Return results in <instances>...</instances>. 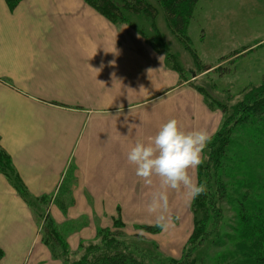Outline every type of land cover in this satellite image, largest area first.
I'll use <instances>...</instances> for the list:
<instances>
[{"label":"crops","instance_id":"0c3cea01","mask_svg":"<svg viewBox=\"0 0 264 264\" xmlns=\"http://www.w3.org/2000/svg\"><path fill=\"white\" fill-rule=\"evenodd\" d=\"M75 2L28 0L12 13L0 0L1 147L26 190L20 194L0 173V264H63L42 241L45 215L72 251H79L112 226L119 211L128 222H144L145 207L168 204L159 193L175 199L170 192L182 188L163 189L155 175L145 183L127 160L136 142L147 143L156 134L153 126L161 120L145 113L176 87L175 74L161 61L163 78L148 85V72L162 69L148 67L147 52L116 55L112 39L100 44L113 26L84 0L80 6ZM36 5L37 12L54 9V16L78 23L75 36L37 39L30 24ZM157 59L150 55L153 64ZM195 172L189 169L196 181ZM31 200L45 209L42 217Z\"/></svg>","mask_w":264,"mask_h":264},{"label":"rangeland","instance_id":"374dc122","mask_svg":"<svg viewBox=\"0 0 264 264\" xmlns=\"http://www.w3.org/2000/svg\"><path fill=\"white\" fill-rule=\"evenodd\" d=\"M75 1L74 5L83 4V0ZM115 1L126 21H110L84 0L113 26L99 43L112 39L116 55L147 52L148 67L163 71L148 72V85L163 78L164 67L175 74L176 87L145 116L161 120V125L174 118L182 131H207L210 139L195 172L205 191L192 199L181 185L170 192L175 199L163 200L167 205L145 207L146 221L141 223L124 220L119 211L113 225L101 229L99 238L84 243L79 251H72L66 239L65 248L62 238L52 243L45 237L46 216L50 215L42 217L45 209L31 200L34 211L39 210L35 214L42 217V241L49 242L44 243L63 264L58 251L64 250L65 264L85 256L92 260L114 255H126L138 264H253L252 259L264 256V251L256 239L259 236L243 231L247 218L257 215V205L264 204V121L243 113L242 104L264 89V0H197L186 11L181 32L169 23L159 0H145L155 8L154 15L132 14L123 9L121 0ZM54 4H59L58 0ZM38 9L36 5L30 10L37 39L60 41L75 36L78 23L74 20L67 15L54 16V9L49 13ZM100 47L107 49L105 44ZM151 54L158 58L154 64ZM166 82L164 79V91L169 88ZM160 126L153 128L158 131ZM57 233L60 235L59 229ZM53 234L56 237L54 230Z\"/></svg>","mask_w":264,"mask_h":264},{"label":"trees","instance_id":"16d2710c","mask_svg":"<svg viewBox=\"0 0 264 264\" xmlns=\"http://www.w3.org/2000/svg\"><path fill=\"white\" fill-rule=\"evenodd\" d=\"M9 9L14 11L23 0H5ZM89 4L93 5L102 15L107 17L110 21H126V17L122 13V9L118 7L116 1L114 0H86ZM124 5V10L129 11L132 14H141V12L155 14V8L147 4L145 0H121ZM165 6V11L169 23L175 27V29L181 32L185 25V13L189 11V8L192 4L196 3L197 0H159ZM242 112L246 113L247 116L252 115L254 117L259 116L263 118L264 121V89H259L250 95L242 104ZM251 117V116H250ZM258 118V117H257ZM259 120V119H258ZM262 122V121H260ZM264 123V122H263ZM222 153L225 154V149H222ZM226 157V155L224 156ZM218 161L220 159L216 158ZM212 161H216L212 157ZM220 166V165H219ZM0 173H3L8 177L12 182H14L15 188L17 191L26 195V190L22 189L21 181L19 180L14 167L12 165L10 157L5 153L1 147V136H0ZM20 187V188H19ZM254 211V210H253ZM252 211V212H253ZM251 212V213H252ZM256 216H253V219L247 218V222L244 225L243 233L249 235L252 231L259 238H256L259 241L260 250L264 251V204H258L256 209ZM46 227L44 230L45 237H49L52 243H57V238H62V247L66 248V242L64 241L61 235L57 233L58 227L55 225L50 216H46ZM53 230L57 235L54 237ZM101 232L100 230L98 233ZM100 234V233H99ZM53 235V237H52ZM99 238V237H97ZM44 242L49 243L44 239ZM65 242V243H64ZM83 247V244H82ZM114 248V247H112ZM63 257L65 264L64 254L67 253V250L58 251ZM3 251L0 249V259L3 257ZM82 258V257H81ZM253 264H264V256H259L258 258L252 259ZM74 264H138L137 261L129 259L126 255H114V256H98L97 259L88 260L87 257L83 260H79Z\"/></svg>","mask_w":264,"mask_h":264},{"label":"clouds","instance_id":"9594fccd","mask_svg":"<svg viewBox=\"0 0 264 264\" xmlns=\"http://www.w3.org/2000/svg\"><path fill=\"white\" fill-rule=\"evenodd\" d=\"M209 139L206 130L182 131L173 118L162 124L147 143L136 142L128 151L127 160L135 165L136 175L145 183H151L155 175L160 178L161 188L177 189L182 185L194 199L205 191V186L193 179L189 169L200 165ZM164 196V192L159 193L161 200Z\"/></svg>","mask_w":264,"mask_h":264}]
</instances>
